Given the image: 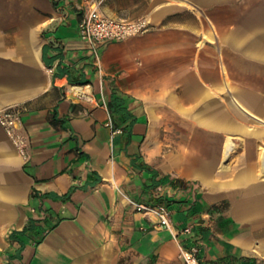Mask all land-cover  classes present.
Segmentation results:
<instances>
[{"label":"crops","instance_id":"obj_1","mask_svg":"<svg viewBox=\"0 0 264 264\" xmlns=\"http://www.w3.org/2000/svg\"><path fill=\"white\" fill-rule=\"evenodd\" d=\"M96 6L149 29L83 38ZM10 106L0 264H264V0H0Z\"/></svg>","mask_w":264,"mask_h":264},{"label":"built area","instance_id":"obj_2","mask_svg":"<svg viewBox=\"0 0 264 264\" xmlns=\"http://www.w3.org/2000/svg\"><path fill=\"white\" fill-rule=\"evenodd\" d=\"M150 22L146 18L127 19L113 17L103 12L99 7H92L79 23L80 34L83 38L91 41L106 40L116 41L123 40L128 37L144 33L149 29ZM89 87L90 84H83ZM76 94V93H75ZM80 97L92 99L93 95L88 90L84 95L76 94ZM0 123L6 129L7 134L12 139L13 143L18 147L19 151L27 156V137L21 131V116L18 106H10L0 110ZM138 210H153L159 217L161 225L171 228L172 219L171 212L168 206L164 203L147 204L138 203ZM183 231L190 233L192 227L186 226ZM182 256L184 264H202L199 250L196 247L182 246Z\"/></svg>","mask_w":264,"mask_h":264},{"label":"bare ground","instance_id":"obj_3","mask_svg":"<svg viewBox=\"0 0 264 264\" xmlns=\"http://www.w3.org/2000/svg\"><path fill=\"white\" fill-rule=\"evenodd\" d=\"M70 90L73 93H76L79 95H84L87 92L86 87L83 85H73V86H71Z\"/></svg>","mask_w":264,"mask_h":264}]
</instances>
